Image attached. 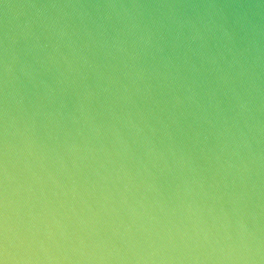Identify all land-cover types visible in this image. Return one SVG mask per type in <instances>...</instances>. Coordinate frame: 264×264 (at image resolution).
Masks as SVG:
<instances>
[{
    "label": "clouds",
    "instance_id": "obj_1",
    "mask_svg": "<svg viewBox=\"0 0 264 264\" xmlns=\"http://www.w3.org/2000/svg\"><path fill=\"white\" fill-rule=\"evenodd\" d=\"M0 264H264V0H0Z\"/></svg>",
    "mask_w": 264,
    "mask_h": 264
}]
</instances>
